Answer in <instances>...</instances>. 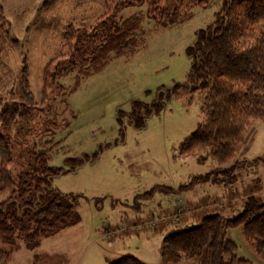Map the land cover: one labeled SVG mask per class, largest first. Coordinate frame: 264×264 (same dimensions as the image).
<instances>
[{
  "label": "rangeland",
  "instance_id": "374dc122",
  "mask_svg": "<svg viewBox=\"0 0 264 264\" xmlns=\"http://www.w3.org/2000/svg\"><path fill=\"white\" fill-rule=\"evenodd\" d=\"M0 4L5 31L0 33V115L4 107H32L17 97L16 76L24 70L36 113L31 121H23L28 138L50 149V165L64 168L51 178V187L77 195L72 219L39 243L0 235V249L10 252L2 264H108L124 255L162 264L160 250L167 233L196 225L209 213L236 215L242 198L259 190L264 180V118L253 125L248 151L227 162L202 157L201 150L180 151L202 119L203 103L198 90L173 87L190 83L186 48L199 29L214 22L220 0L194 6L190 19L169 27L146 17L145 4L125 6L115 14L111 0ZM134 13H143L145 47L128 57H113L77 85L73 71L43 86L44 73L66 52L65 27L72 23L89 29L113 15L126 18ZM159 91L163 94L158 100ZM135 100L158 101L138 128L127 115ZM16 123L8 120L4 127L0 120V133L13 135ZM258 157L263 158L255 160ZM233 163L241 166L221 175L220 170ZM210 170L218 171L206 174ZM5 196L0 193V199ZM163 217L167 220L158 221ZM227 235L248 260L245 264H264V251L246 241L240 227ZM178 264L192 262L184 258Z\"/></svg>",
  "mask_w": 264,
  "mask_h": 264
},
{
  "label": "trees",
  "instance_id": "16d2710c",
  "mask_svg": "<svg viewBox=\"0 0 264 264\" xmlns=\"http://www.w3.org/2000/svg\"><path fill=\"white\" fill-rule=\"evenodd\" d=\"M210 1L111 0L112 14L125 6L145 4L146 17L159 27L190 19L194 6H205ZM220 1L214 22L199 29L193 44L186 48L191 60L190 83L173 88L198 90L203 103L202 119L182 141L180 151L201 150L204 154L200 156L224 163L238 152L248 151L253 125L264 118V0ZM143 19V13H134L126 18L113 15L89 29L69 24L62 32L66 52L60 57H64L44 73L43 86L48 87L73 71L77 85L81 78L103 69L113 57H128L145 47ZM16 89L25 107H32L10 106L1 111L4 127L11 120L17 122V128L13 135L0 133V193L6 195L0 199V235H16L34 245L72 219L77 195L51 187V178L64 173V168L50 165V149L38 147L37 142L28 138V127L23 121H31L36 113L24 70L16 76ZM162 94L159 91L158 100ZM166 95L170 97L169 91ZM157 106L158 101L148 104L135 100L127 114L129 123L141 127ZM240 164L220 170L221 175L226 176ZM217 171L206 174L214 175ZM261 181L258 191L242 198L236 215L209 213L196 225L167 233L160 250L162 264H178L184 258L192 264H245L248 260L237 253L236 244L227 235L229 229L238 227L246 241L264 251V180ZM9 258L10 252L0 249V264ZM108 264L145 263L133 255H124Z\"/></svg>",
  "mask_w": 264,
  "mask_h": 264
}]
</instances>
